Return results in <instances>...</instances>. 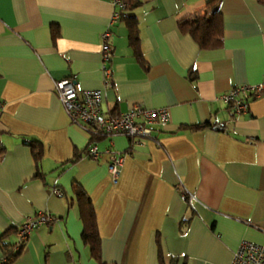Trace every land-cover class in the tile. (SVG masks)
<instances>
[{
  "label": "crops",
  "instance_id": "0c3cea01",
  "mask_svg": "<svg viewBox=\"0 0 264 264\" xmlns=\"http://www.w3.org/2000/svg\"><path fill=\"white\" fill-rule=\"evenodd\" d=\"M138 1L131 14L147 69L125 21L112 19L113 0H0V235L39 213L55 217L30 231L11 264H158L156 240L166 263L230 264L241 241L264 246V96L238 115L219 99L264 81V6L218 0L222 44L202 50L177 23L210 0ZM63 79L100 90L104 114L141 105L165 108L168 121L136 144L104 137L98 158L87 157V132L54 92ZM114 154L124 155L115 182ZM73 185L94 208L101 263L82 241Z\"/></svg>",
  "mask_w": 264,
  "mask_h": 264
},
{
  "label": "built area",
  "instance_id": "2783aa9c",
  "mask_svg": "<svg viewBox=\"0 0 264 264\" xmlns=\"http://www.w3.org/2000/svg\"><path fill=\"white\" fill-rule=\"evenodd\" d=\"M113 5L115 12L112 19L117 21L119 9L124 4L122 0H113ZM109 35L108 31L101 35V55L104 62L109 61L112 53L111 47L108 45ZM110 74L111 70L102 66V76L107 87L109 84L106 80L109 79ZM54 92L73 125L84 131L92 130L104 137L124 136L131 144L152 139L153 131L159 126H164L168 121V113L165 108L146 109L141 105H133L124 114H104L101 110V91H78L70 79L55 82ZM261 96H264V81L251 86L233 87L219 99L231 107L234 115H238L248 111L249 100ZM86 156L93 159L98 158L96 144L89 148ZM123 158L124 155L121 154L111 156L108 171L113 182L118 178ZM181 200L184 203H189L192 197L181 192ZM52 220L53 217L43 213L37 214L33 219L26 220L18 229L16 242L18 244L26 242L33 228ZM230 264H264V246L246 240L241 241L233 252Z\"/></svg>",
  "mask_w": 264,
  "mask_h": 264
},
{
  "label": "trees",
  "instance_id": "16d2710c",
  "mask_svg": "<svg viewBox=\"0 0 264 264\" xmlns=\"http://www.w3.org/2000/svg\"><path fill=\"white\" fill-rule=\"evenodd\" d=\"M254 3L264 6V0H250ZM124 6L119 9L118 20L125 21L128 26V45L133 52V56L138 64H140L144 69H147L146 62L143 58L139 47V37L138 29L136 26V21L131 12L140 6L138 0H122ZM177 29L182 35L189 36L192 41L196 44L199 49L208 50L215 49L221 46L223 40V29H222V18L218 9V0H210L206 3L202 15H190L187 16L177 23ZM53 37L57 36V32L53 31ZM230 107V106H229ZM231 108V107H230ZM232 110V109H231ZM209 124L206 123L202 127H206ZM199 127H193V129H198ZM89 138V146L85 152V155L89 148L96 144V141L104 138V136L99 135L92 130L86 131ZM34 161L36 165H39L41 159V151L39 145L31 144ZM76 159L71 161L73 162ZM73 198L72 201L77 204L80 219L82 221V241L84 245L89 248L90 255L96 260L100 261V238L96 228V218L94 208L78 185H73L72 187ZM71 202V201H70ZM48 215V214H46ZM55 217H53L54 220ZM52 220V221H53ZM19 229V228H18ZM16 233L18 230L10 229L2 235H0V248L2 250V264H11L20 254L23 244H18L17 242L13 245H9L1 242L2 239L8 237L9 235ZM157 250H158V264H175L174 261L166 263L164 260V255L162 249L159 245V241L156 240ZM102 264V263H101Z\"/></svg>",
  "mask_w": 264,
  "mask_h": 264
}]
</instances>
